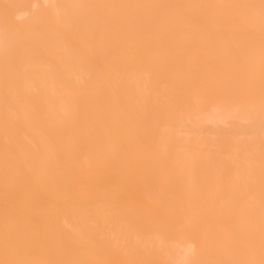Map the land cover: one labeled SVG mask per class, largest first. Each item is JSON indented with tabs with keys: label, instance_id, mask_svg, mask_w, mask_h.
Returning <instances> with one entry per match:
<instances>
[{
	"label": "bare ground",
	"instance_id": "6f19581e",
	"mask_svg": "<svg viewBox=\"0 0 264 264\" xmlns=\"http://www.w3.org/2000/svg\"><path fill=\"white\" fill-rule=\"evenodd\" d=\"M260 3L0 0V260L261 264Z\"/></svg>",
	"mask_w": 264,
	"mask_h": 264
},
{
	"label": "snow or ice",
	"instance_id": "6c2138e0",
	"mask_svg": "<svg viewBox=\"0 0 264 264\" xmlns=\"http://www.w3.org/2000/svg\"><path fill=\"white\" fill-rule=\"evenodd\" d=\"M245 7H248V6H245ZM259 7L261 10V14H260L261 27H262V30H264V0H261ZM262 91H264V58H262ZM262 241H264V227H262ZM0 264H41V262L16 259V260H0ZM187 264H191V262H187ZM205 264H226V262L212 261V262H205ZM232 264H251V262L236 261V262H232ZM261 264H264V260L261 261Z\"/></svg>",
	"mask_w": 264,
	"mask_h": 264
}]
</instances>
